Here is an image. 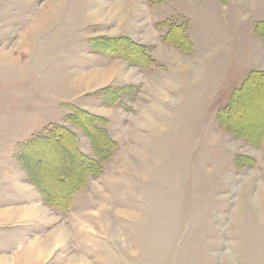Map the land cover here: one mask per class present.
I'll list each match as a JSON object with an SVG mask.
<instances>
[{"label": "rangeland", "instance_id": "obj_1", "mask_svg": "<svg viewBox=\"0 0 264 264\" xmlns=\"http://www.w3.org/2000/svg\"><path fill=\"white\" fill-rule=\"evenodd\" d=\"M87 6L0 0V264H264V142L248 144L217 121L247 70L264 67L248 57L263 41L254 31L264 21V0H167L151 8L150 22L140 9L133 23L123 9L118 30L137 39L147 40L156 22L188 20L193 53L156 49L161 68L151 66L144 95L121 93L132 114L111 160L69 211L58 212L29 182L17 151L46 129L34 135L42 126L36 121L53 115V108L49 117L37 114L48 96L75 95L68 92L78 77L68 65L83 67L91 50ZM251 92L233 114L239 131L264 124V88ZM64 118L61 125L72 126ZM68 153L35 154L34 167L49 179L71 165Z\"/></svg>", "mask_w": 264, "mask_h": 264}, {"label": "trees", "instance_id": "obj_2", "mask_svg": "<svg viewBox=\"0 0 264 264\" xmlns=\"http://www.w3.org/2000/svg\"><path fill=\"white\" fill-rule=\"evenodd\" d=\"M165 0H147L149 6H157ZM166 31L161 36L163 43L177 48L180 52H191V42L185 33L187 22L177 24L174 22H164L157 24V27H165ZM255 32L261 36L264 41V21L256 23ZM90 49L94 52L104 54L111 58L124 59L131 66H138L148 70L155 64L148 54V49L138 45L128 38H95L89 41ZM264 88V71H250L239 88H236L228 99L227 104L218 111L217 121L228 129V131L241 138L248 144L258 146L264 142V124L257 123L256 128H246L239 131L240 128L233 126V114L239 112L241 107L245 109L246 99L253 94L250 90L248 97L244 96L247 89ZM251 86H254L251 88ZM134 88L105 89L102 91L103 99L108 105H122L121 93L134 91ZM245 91V92H244ZM264 98V94L261 96ZM244 103H243V102ZM241 103V104H240ZM249 104V103H248ZM251 104H249L250 106ZM65 121L75 128L79 129L90 141L94 157L90 158L83 155L77 148V137L64 125H51L47 127L42 135H37L27 142L18 146V160L23 164L29 182L34 185L42 199L49 208L58 212H67L72 206L74 196L86 187L89 178H97L101 175L104 165L111 160L116 144L108 136L103 128L106 121L94 116L79 108H72L71 113L65 116ZM69 151L67 160L71 165H65L58 171L52 173L49 179L45 177V169L34 167L33 156L35 154L47 157L56 151ZM44 157V158H45ZM48 172V171H47ZM48 180V182H47ZM62 183L65 185L63 186ZM62 186V190L58 191Z\"/></svg>", "mask_w": 264, "mask_h": 264}, {"label": "crops", "instance_id": "obj_3", "mask_svg": "<svg viewBox=\"0 0 264 264\" xmlns=\"http://www.w3.org/2000/svg\"><path fill=\"white\" fill-rule=\"evenodd\" d=\"M88 2H89V6H87V9H86L87 14L85 16L87 20V23H86L87 26L85 27V29L89 30L87 40L95 39L99 37H106V38L128 37L134 42L146 47L148 49L149 56L155 62V66L153 67H159V68L161 67L156 64V61H155L156 59L154 57L155 51L158 47H163L164 45H167L175 49L177 52H179L177 48L169 44L163 43L161 41V36L163 35L166 29L165 27H160V28L157 27V24H162L164 22H169V21L176 22L173 19H170L164 22H156L153 28L154 32L149 31V38L147 40L134 38L132 35H126V34L120 33V31L118 30L119 26L124 22V19L126 18L122 14L124 8H128V11H127L128 13L126 15L127 17L130 16L132 18L131 20H133V23L137 21L138 16H139L138 11L140 9L143 15V16L141 15V17L144 18L145 21L148 20V22H150L149 17L151 13L150 12L151 8L156 7V6H149L147 4V0H137V1H134V0H88ZM88 7H90L89 10H88ZM132 9H134L133 13L130 12V10L132 11ZM182 19H186V18L182 17ZM89 28H93V29H89ZM188 29H189V21L187 20L185 33L187 34L191 42V45H192L191 54H192L193 53V43L188 34ZM250 33L251 32L249 31V34ZM85 51L86 52H85L84 58L86 60V64L83 67L78 66L77 67L78 70H76V64L70 63L68 65L69 73L70 74L73 73L78 77V82L74 81L75 83L73 84L75 85H73V88L68 92V93L73 92V94L75 95L72 96V99H68V100L59 99L53 96H50V97L48 96L47 99L49 98V100H47V102H44L43 109L41 110V112L37 111V114L41 116L49 117L50 113L45 112V111L48 108H53L54 110L50 111L53 113V115L44 122H41L39 120L36 121V123L40 122L42 126H41V129H39L40 126L38 125L35 127V129L33 130L35 131L34 135L40 132V130L42 131L43 128L44 129L47 128L48 126H51L54 124L55 125L63 124L61 123L63 121V118L71 112H70L69 107L67 106L60 107V105L62 103H67V104H72V106H74L75 108L84 110L94 116L103 118L106 121V125L103 128L107 132L108 136L118 144L119 141L116 135L120 133L125 134L128 131L127 130V126L129 128L128 118L130 117L132 113L127 112L125 108L122 107L123 105H108L105 102H103L104 99H103L102 91L108 88L114 89V88L133 87L136 90H139V93L141 91L140 95H144L143 86H144L145 80H147L148 77L151 75L150 72L152 71L153 67L148 70H143L142 68L131 66L127 64L126 62L122 61L121 59L111 58L104 54L89 50L88 45ZM179 53L182 54L181 52ZM256 53L257 54L252 55V50L250 49V54L248 57H253V58L259 57L262 60H264L263 41L260 42L259 50ZM162 68L164 67L162 66ZM259 70H264V67H261V69ZM259 70L258 69L257 70L248 69L247 74L250 71H259ZM76 85H80L81 87H84V88H81L82 90L85 89L83 94L77 93L76 91L77 89L76 87H74ZM71 86L72 84L69 81L68 82L69 89L71 88ZM82 98L84 99L80 100ZM137 103L135 102L134 105ZM61 110L63 112L61 119L59 122H55V119L58 117L57 114H59L58 111L60 112ZM65 125H66L65 126L66 128H68L71 132H73L76 135L78 150L83 155L89 157L90 154L93 152L90 141L83 135V133L79 129L72 127V126H67V124ZM119 137L121 138V134L119 135ZM91 157L93 158L94 154Z\"/></svg>", "mask_w": 264, "mask_h": 264}, {"label": "bare ground", "instance_id": "obj_4", "mask_svg": "<svg viewBox=\"0 0 264 264\" xmlns=\"http://www.w3.org/2000/svg\"><path fill=\"white\" fill-rule=\"evenodd\" d=\"M259 102V101H258ZM260 104V103H259ZM252 105V104H251ZM241 108V107H240Z\"/></svg>", "mask_w": 264, "mask_h": 264}]
</instances>
